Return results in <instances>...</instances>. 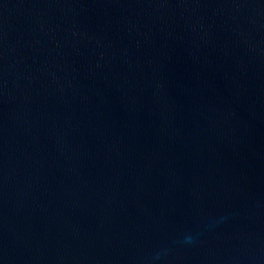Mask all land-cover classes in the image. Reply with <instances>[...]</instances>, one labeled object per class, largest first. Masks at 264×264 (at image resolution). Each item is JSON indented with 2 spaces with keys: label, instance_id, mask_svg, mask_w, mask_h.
<instances>
[{
  "label": "water",
  "instance_id": "95a60500",
  "mask_svg": "<svg viewBox=\"0 0 264 264\" xmlns=\"http://www.w3.org/2000/svg\"><path fill=\"white\" fill-rule=\"evenodd\" d=\"M0 264H264V0H0Z\"/></svg>",
  "mask_w": 264,
  "mask_h": 264
}]
</instances>
